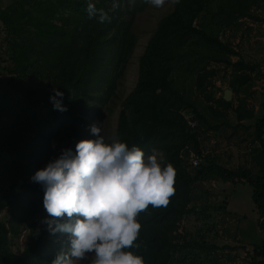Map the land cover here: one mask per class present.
Here are the masks:
<instances>
[{"label":"trees","instance_id":"trees-1","mask_svg":"<svg viewBox=\"0 0 264 264\" xmlns=\"http://www.w3.org/2000/svg\"><path fill=\"white\" fill-rule=\"evenodd\" d=\"M131 1L134 3L117 0L119 7L113 9V0H92L111 18L104 23L99 22V16L89 19L85 10L88 0H12L0 8L5 54L10 62L3 69L8 88L0 96V207L9 208L7 223L0 222V264H52L62 250L44 222L35 224L37 230L19 254L11 250L10 235L18 234L27 218L46 211L44 190L32 182L30 175L45 168L50 157L58 158L63 149H71L78 138H83L78 135L84 136L86 129L79 128L78 132L77 125L88 123L85 117L99 89L104 98L113 94L135 45L131 25L142 4ZM215 1L209 20L205 17L194 23L202 13L208 15L206 11ZM255 3L256 0H176L172 10L158 20L138 58L136 83L122 102L116 137L129 149L136 146L144 154L161 150V166L171 164L176 171L175 193L169 204L150 205L137 217L142 226L136 242L140 247L128 250L142 256L145 264H170L174 255L188 245L180 242L178 220L192 211L188 207L192 185L215 175L252 186L251 197L263 238L253 246L249 264H264V101L263 113L253 122L259 147L254 157L258 160L255 175L250 176L241 167L222 166L209 155L207 163L189 172L187 162L179 157L186 147L205 156L197 128L208 120L186 97L192 89L188 87L191 76H196L199 87L203 79L212 75L213 71L206 69L209 63H230L227 54L239 55L221 40L219 32L232 20L250 15L249 9ZM232 65L254 68L240 57ZM181 68L185 72L180 73ZM257 74L263 75L264 85V74ZM30 76L35 78L33 83L25 80ZM251 77L231 76L229 86L237 94L246 93L247 79ZM53 89L64 93L57 99L62 100L67 111L54 110L50 100L55 95ZM241 101L234 111L238 123L253 117V111L245 110V98ZM212 113L216 114L214 107ZM188 120H198V124L194 121L191 127ZM189 244L199 246L195 240Z\"/></svg>","mask_w":264,"mask_h":264},{"label":"rangeland","instance_id":"rangeland-1","mask_svg":"<svg viewBox=\"0 0 264 264\" xmlns=\"http://www.w3.org/2000/svg\"><path fill=\"white\" fill-rule=\"evenodd\" d=\"M130 3L134 1L129 0ZM176 0H165L162 7H154L144 2L141 3V10H137L131 25V30L135 36V45L132 53L127 60L121 76L116 81V87L109 98H104L102 90L99 89L97 97L91 101L92 108L86 115L88 123L86 125H77L79 128H85L86 134L78 135V142L82 140H94L96 137L91 133V126L97 124L102 128L101 135L105 143L111 144L118 141L116 137L117 117L122 102L135 86L138 72V58L143 52L148 38L154 31L158 20L172 10ZM257 3L251 5L250 15L234 19L229 26H223L219 32L222 41L227 42L239 53V57L244 62H250L254 65L253 69L236 68L233 62L239 60L237 55L227 54L230 63L224 61L211 62L207 70H212V75L201 81L198 87L196 76L192 75V82L188 87H192L187 92L186 97L190 99L196 109L207 118L205 124H198L199 141L201 153L200 164L207 163L206 155L215 158L220 165L227 167L244 168L250 175L257 173V158L254 159L259 147L254 139L253 122L255 118L263 113L262 103L264 101V85L262 76L264 74V4L263 0H256ZM12 0H0V8L7 7ZM216 6V1L210 4L208 14L212 7ZM209 20L210 15L202 13L194 23L204 18ZM213 25L212 23H209ZM5 31L0 21V96L8 88L5 85L7 76L3 70L10 62L5 54L6 42L4 40ZM179 72H185L184 68ZM238 74H249L252 79H247L248 91L237 94L229 86V80L235 78ZM26 81L33 83L35 78L26 77ZM194 84V88H193ZM231 90V98L226 101L223 99L225 89ZM245 98V110L253 111L252 118H246L242 123H238L235 117V108ZM229 102V105H223ZM216 109L213 115L212 108ZM210 110V112H208ZM186 116H189L186 112ZM216 116V117H213ZM195 117V116H194ZM217 125V128L213 126ZM83 126V127H79ZM264 137V134H263ZM76 143V144H77ZM76 144L71 150L75 152ZM156 155L158 162L162 164L163 152L154 150L145 154L148 157ZM53 158L50 157L49 162ZM212 160V159H210ZM187 162V170L193 172V168ZM199 164V165H200ZM34 174L30 175V179ZM250 175V176H251ZM234 181V182H233ZM189 195L188 207L192 211L183 215L178 221L179 232L182 235L180 242L188 243L181 252L176 253L170 264H249L252 256L253 246L258 245L263 232L258 227V212L252 200V186L241 180L228 181L220 176H210L196 181L192 185ZM9 216L8 207H0V222L7 223ZM48 218L46 211L37 214L34 218H27L19 228V233L11 234V250L19 254L22 248L28 242L30 236L37 230V225ZM64 217L59 222H67ZM62 250L70 247L69 236L64 233L51 234ZM196 241L199 246L190 245L189 242ZM94 254H89L88 259L84 261L75 260L74 264H91Z\"/></svg>","mask_w":264,"mask_h":264},{"label":"clouds","instance_id":"clouds-1","mask_svg":"<svg viewBox=\"0 0 264 264\" xmlns=\"http://www.w3.org/2000/svg\"><path fill=\"white\" fill-rule=\"evenodd\" d=\"M162 7L165 0H144ZM113 0L112 8H118ZM89 19L110 22L103 9L88 0ZM54 110L67 111L64 93L53 89ZM94 140H82L75 152L63 149L31 177L44 190L43 206L48 214L43 222L51 234H68L70 247L57 253L52 264H74L94 254L91 264H145L142 256L128 249L139 248L141 224L137 217L149 206H167L174 195L176 171L171 164L162 167L156 155L145 160L136 146L114 141L105 143L102 128L91 126ZM67 217V222L59 221Z\"/></svg>","mask_w":264,"mask_h":264},{"label":"built area","instance_id":"built-area-1","mask_svg":"<svg viewBox=\"0 0 264 264\" xmlns=\"http://www.w3.org/2000/svg\"><path fill=\"white\" fill-rule=\"evenodd\" d=\"M188 124L191 127H194L195 122L192 120H188ZM179 157H181L184 160H188L190 163L189 166L192 168H196L197 166H199L201 161V155H199L197 152L187 147L180 151Z\"/></svg>","mask_w":264,"mask_h":264},{"label":"water","instance_id":"water-1","mask_svg":"<svg viewBox=\"0 0 264 264\" xmlns=\"http://www.w3.org/2000/svg\"><path fill=\"white\" fill-rule=\"evenodd\" d=\"M230 98H231V90L227 88L223 92V99L228 101Z\"/></svg>","mask_w":264,"mask_h":264}]
</instances>
